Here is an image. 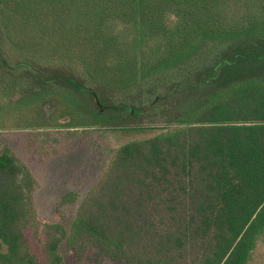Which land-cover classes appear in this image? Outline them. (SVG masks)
Returning a JSON list of instances; mask_svg holds the SVG:
<instances>
[{"label": "trees", "instance_id": "trees-1", "mask_svg": "<svg viewBox=\"0 0 264 264\" xmlns=\"http://www.w3.org/2000/svg\"><path fill=\"white\" fill-rule=\"evenodd\" d=\"M58 128L116 151L67 230L1 150L0 264H69L63 246L73 264H248L264 233V0H0V133Z\"/></svg>", "mask_w": 264, "mask_h": 264}, {"label": "rangeland", "instance_id": "rangeland-1", "mask_svg": "<svg viewBox=\"0 0 264 264\" xmlns=\"http://www.w3.org/2000/svg\"><path fill=\"white\" fill-rule=\"evenodd\" d=\"M98 135L96 130L64 128L0 133V151L11 148L36 179L33 204L41 218L59 220L70 229L80 202L97 186L116 151L110 138L102 143ZM74 195L77 202L71 201ZM62 253L73 264L66 246ZM248 264H264V233Z\"/></svg>", "mask_w": 264, "mask_h": 264}]
</instances>
